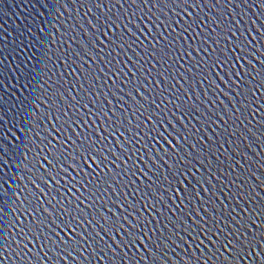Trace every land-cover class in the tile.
Masks as SVG:
<instances>
[{
	"label": "water",
	"instance_id": "obj_1",
	"mask_svg": "<svg viewBox=\"0 0 264 264\" xmlns=\"http://www.w3.org/2000/svg\"><path fill=\"white\" fill-rule=\"evenodd\" d=\"M122 3H124L123 8L116 5L114 11L121 14L123 22L118 29L115 25L112 27L114 32L124 34V38L131 44V47L125 45L122 49H116V53L109 56L104 55L108 49L103 48L97 42V47L102 51L93 50L96 57L93 60L81 52L80 44L83 43L86 47H91L88 44L87 34H91L94 29L89 21L95 23L100 9L92 7L89 11L88 7L82 6L76 0H59L55 6H53V0H0V195L7 194L5 196L7 203L3 205L7 213L4 217V236L7 238L0 239V257H2L0 264H88L92 260L90 252L93 249L89 248L87 242H82L83 247L72 250L60 246L59 238L48 229L44 231L56 241L55 245L46 241L43 236L29 235L28 238H24L20 235L19 221L32 220V216L19 211L22 204L28 203L29 193L38 196L39 201L44 202L43 206L53 213V219H56L59 206L54 207V202L49 204L47 201L55 198V200L67 203L68 200H74L81 193L88 194L86 188L80 184H77L76 188H72L71 183H66V181H71L72 177L78 176V172L69 166L72 164L70 158H66V162L61 164V167L67 172H61L57 176L62 186L59 191L50 190L48 185L37 178L50 168L44 158L48 154L47 148L40 157V165L43 167L37 165L33 169V172L36 173L35 176L33 172L28 171V168L32 167L29 159L33 156V152L29 151L27 146L23 151L19 147L26 135L23 121L27 102H32V108H35L33 117L35 118L37 115L40 117L39 121H35L36 127L32 126L31 121L28 122V127L32 129L27 133L31 138L33 132H40V136L33 137L37 152L49 141L52 144H57L62 140L65 141L66 152H71L72 143L66 137L75 139L76 134L81 132L90 134L96 140V146L104 149V155L109 161H112L108 167L113 171H119L121 175L117 177V182L111 187L104 186L106 191L103 192V200L108 203L107 207H104L102 202H98L99 211L111 220L120 217V223L125 228L134 224V217L139 215L125 201L137 205L144 215H148L150 210L144 208L147 201L142 199L141 193L134 191L142 183L147 184L149 181L141 175L140 171L132 176L130 173L124 175L123 170L126 166L136 167L152 176V173L148 172V168L153 167L152 160H149L150 152L156 163L161 166L160 171L167 170V165L159 160L155 153L161 151V144L165 148H168L169 145L160 137L153 139L155 134L150 130L155 126L161 133L165 132V128L171 131L169 119H172V123L179 127L181 122L176 120L172 113L180 116L183 124L193 130L194 135L198 134L202 138L203 144H197L198 148L205 147L209 142V137L213 139L217 149H220V143H223V148L219 152L213 155L205 152L204 155L213 163H218L220 171L224 175H220V173L215 176L208 175L209 171H215V169L209 170L200 167L199 172L193 169L195 175L203 173L211 181L210 184L206 183L203 186L204 189H208L207 193L201 189V199L214 202L220 208V215H223L224 212L221 206V202H223V205L228 206V212L235 208L236 213H239L240 216L247 214L241 211L240 205H243L244 209L250 210L255 208L258 202H262L259 198L264 197V184L261 183V180H264V128H261L256 121L260 119L261 115H264V109H258L255 118L249 114L248 119L244 120L242 124L240 120H236L235 123L242 130V134L238 132L231 137L218 138L216 133L232 126L225 114V109L235 113L233 104L235 103L237 108L239 107L240 97L237 96L239 89L232 81L240 84L242 80L235 74L239 73L240 77L251 81L255 75L252 65L259 68L261 67L259 61L264 60V12L257 6L255 0H247L246 4L240 3L239 6L235 2L229 3V0H220V2L213 0L212 5H205L201 2L200 7L186 8V13L201 17L205 23L196 29V32L201 34L199 37L190 35L188 32L183 33V38L179 40L180 49H173L177 62L166 66L168 69L166 75L169 79L165 80L157 71L161 69V62L154 59L153 55L146 51L144 45L151 49L152 44L160 39L157 35L158 32L167 35L173 28L176 32H180L183 21L176 17L180 21V26L172 24L171 27H167L156 21L155 17L148 12L150 4L148 7L141 5L138 9L135 6L128 7L124 0ZM103 10L107 11V7L105 6ZM166 11L170 17L173 16V11ZM175 11L179 12V9ZM134 13L136 15H133ZM157 15L160 16L161 21L165 19L163 13L158 12ZM182 15L185 20L188 19V15L183 13ZM137 24L143 30L142 33L137 31ZM213 29H215V33ZM226 29L230 30L226 32ZM233 32L235 35L232 34ZM203 33H209V35L207 44L201 47V42L204 39ZM216 33L220 35L214 38ZM225 34L228 36L227 40L223 38ZM101 39L104 37L102 36ZM217 39L219 43H217ZM241 39L247 42L245 45L247 55L241 53L240 49L230 46ZM140 41H143V45L140 44ZM41 43L44 47H41ZM220 46L228 52L231 62L212 65L210 63L212 50L217 49L219 52ZM74 51L83 56V59L73 56ZM62 55L63 57L60 58ZM101 55H104L103 60L100 59ZM42 57L45 58V63L48 65L44 72L51 76V80L47 83H45L46 77L43 75L39 83L33 76L34 72L40 73V69L44 67L43 64H38ZM47 57L51 59L48 60ZM237 57L242 58L237 61ZM201 59L209 61V63H199ZM72 60H75V63H72ZM84 60H87V63H84ZM105 61H111V63L106 64ZM117 63L120 71L116 70ZM137 64L141 66L140 71L137 70ZM97 66L102 71L95 73L97 79L93 80L92 87H89L88 81H85L83 76ZM188 68L192 69L191 73L185 72V69ZM81 69L84 71L82 72ZM248 72L252 74L246 75ZM197 76L200 78L197 79ZM109 77L111 78L109 79ZM49 85L51 88L46 96H41V93L48 89ZM61 85L68 89V92L64 93L67 103L58 100L60 110L57 111L55 110V100L60 98L58 89H61ZM80 85H83V88ZM34 89L38 90L34 92ZM61 91L63 92V89ZM185 91L187 95H185ZM164 95H167L169 101H175L179 95L180 101L195 104L201 112H204V116L196 111L185 114L168 104L167 101L160 104ZM197 95L199 99H197ZM260 95L261 92H256V96ZM72 97H75L79 102L76 103V107H72V104L75 103L72 101ZM189 98L191 99L189 100ZM45 99L49 103L42 102ZM147 101H155V104L149 106ZM140 104H144L149 108V112H154L155 115L150 119H145L140 115V112L136 111ZM32 108H28L27 111L31 112ZM76 108L79 109V115L76 113ZM161 108H164L165 111L162 112ZM168 108H171V112L167 111ZM63 113L67 115H63ZM103 113H107V115ZM57 116L61 117L59 121L56 119ZM80 116L83 119H80ZM138 117L139 119H137ZM69 118L75 119L76 122L71 125V128L67 125L61 128L62 121L69 120L71 123ZM209 118L215 119L216 123L210 124L209 121L201 129L200 121L209 120ZM141 120L143 124H139ZM225 121L229 122L226 124ZM121 122L123 123L122 127L120 126ZM138 124L139 127H135ZM110 125L111 127H109ZM106 128L108 131H105ZM126 128H130V130L126 131ZM247 128H252L256 135H250ZM195 130L200 131L196 133ZM146 131L148 135H145ZM132 133H135V136ZM257 136L260 139H257ZM41 137L43 142H41ZM169 139L171 140V137ZM178 139H181L183 143L182 138L178 137ZM157 140L160 142L156 143ZM171 143L173 146L176 145L175 140H171ZM189 143H196V141L192 139ZM153 144H155V150H153ZM189 151H191L190 148ZM221 152H227L231 167L223 166L227 162ZM161 154H163L162 151ZM216 156H219V162L216 161ZM116 157L121 159L118 160ZM133 159L135 165H133ZM89 163L93 168L96 167V164L91 160ZM101 167L104 165L101 164ZM104 171L107 172L108 168H104ZM61 176L63 179H60ZM229 176L232 181L241 184L242 188L236 189L230 182ZM152 178L156 179L154 176ZM128 179H132L134 184L122 187L121 180ZM220 180H223V184L219 183ZM48 183L51 185V189H56V181L51 177H48ZM77 188H79V192ZM214 190L216 191L215 196L212 195ZM233 191H242L243 194L251 193L253 198L229 199ZM61 192L63 196H61ZM97 195L99 196L101 193L98 192ZM181 195H183L182 192ZM148 199H151V196ZM237 200H239V204ZM176 203L180 204V200L177 199ZM184 203L188 205L186 210L175 209L174 211L176 214L187 211L185 217L187 224L192 225L194 220L200 221L201 217H204L205 220L208 219L201 200L191 203L184 201ZM85 205H89V207L85 208ZM168 205L172 207L171 201H168ZM80 207L85 208L86 212L96 211V207L92 206L89 201L80 204ZM160 207L163 210V206ZM196 211H199V216L196 215ZM60 215L62 216L63 213L61 212ZM168 215L174 219L173 212H168ZM17 217H19V221L16 220ZM157 218L162 219L158 214ZM97 219L100 220L99 224L84 222L80 231L82 233L91 232L95 229L108 244L112 245L117 256L121 255L117 244L120 243L121 237L125 236V233L123 230L119 232L113 230L111 238H109L104 231V226H106L104 220L99 216ZM89 220H91V215H89ZM10 221H16L17 227L13 228ZM233 226L238 227L237 225ZM50 227L54 226L50 225ZM169 227L172 226L169 225ZM221 227H225V225L221 223ZM250 227L253 231L257 230L254 224ZM172 230L178 232V236L174 238L175 243L166 241L167 247L158 252L151 248L146 251L142 245H138L139 252L135 248L131 250L124 248V252L129 256L136 255L137 259L140 256L145 257L147 264H152L149 251L155 252L163 264H185V261H194V264H200L201 259L209 255V249L215 251L211 241L216 240L217 236H212L209 239L206 234H201L198 240H194L192 235L200 233L199 228H196V233L192 235L186 234L182 229L172 228ZM55 231H59V229H55ZM225 231L230 232V229L225 228ZM60 235L67 240L68 236L73 234L65 235L64 232H61ZM217 235L219 236L220 233ZM199 241H203V243ZM145 242L147 243V241ZM256 251L259 253L260 249L257 248ZM220 252L223 253V257L232 258L230 249L226 251L221 248ZM108 255H112V253L109 252ZM97 256L98 258L93 261V264H105L103 259L105 253L99 252ZM255 258V256L245 257L241 259L240 264H251V259ZM139 264H145V261H139ZM208 264H211V261Z\"/></svg>",
	"mask_w": 264,
	"mask_h": 264
},
{
	"label": "snow or ice",
	"instance_id": "obj_2",
	"mask_svg": "<svg viewBox=\"0 0 264 264\" xmlns=\"http://www.w3.org/2000/svg\"><path fill=\"white\" fill-rule=\"evenodd\" d=\"M57 2H59V0H53V6H55ZM76 2L80 3L82 6L88 7L89 11H91L92 7L101 10L95 23L89 21L94 29L91 34L86 33L88 35V44L91 45V47H86L83 43L80 44L81 52L84 55L95 60L96 57L93 54V50L97 52L102 51L97 47V42L99 45H102L103 48L108 49V52L104 53V55L109 56L116 53V49H122L125 45L131 47V44H129L124 38V34L114 32L112 27L115 25L118 29L120 24L123 22L121 20V14L114 11L116 5H120V7L123 8L124 3H122V0H76ZM124 2L128 4V7L131 8L135 6L138 9L141 5L148 7L150 4L151 7L148 8V12L155 17L156 21L165 24L167 27H171L172 24L180 26V21L177 20L176 17H179L180 20L183 21L180 32H176L174 28L167 35L158 32L157 35L160 39L156 40V42L152 44L151 49H148L147 46L144 45L146 51L150 52L154 59L161 62V69L157 70L159 75L165 80L169 79L168 75H166L168 70L166 66H170L171 64L177 62L173 49H180L181 46L179 44V40L183 38V33L188 32L190 35L199 37L201 34L197 33L196 29L205 23L201 17L192 16L191 14L186 13V8L200 7L201 2L205 5H212L213 0H124ZM216 2H220V0H216ZM232 2L237 3V6H239L240 3L246 4L247 0H229V3ZM255 2L257 6L261 8L262 12H264V0H255ZM105 6L107 7V11L103 10ZM153 9H155V11H153ZM176 9H179V12L175 11ZM166 10L173 11V16L170 17L168 15V11ZM158 12L163 13L165 17L163 21H161L160 16L157 15ZM182 13L184 15H188L187 20L184 19ZM133 15H136V13ZM125 27H127V25H125ZM136 28L137 31L142 33L143 30L138 24L136 25ZM228 30L230 29H226V32ZM213 32L215 33V29H213ZM232 34L235 35L234 32ZM132 35L135 34L132 33ZM208 35L209 33H203L204 39L201 42V47H203L204 44H207ZM219 35V33H216L214 38L219 37ZM102 36L104 39H101ZM223 38L227 40V34H225ZM137 40H139V37H137ZM217 43H219L218 39ZM246 43L247 42L245 40L241 39L230 46L240 49L241 53L247 55L248 53L245 48ZM140 44L143 45V41H140ZM41 47H44L43 43H41ZM104 55H101L100 59L103 60ZM73 56L78 59H83V56L75 51L73 52ZM62 57L63 55L60 58ZM143 58L146 59L147 57ZM241 58L242 57H237V61ZM47 59L50 60L51 58L47 57ZM83 62L87 63V60H84ZM230 62L228 52L224 50L222 46L219 47V52L217 49L212 50V55L210 57V63L212 65L227 64ZM72 63H75V60H72ZM105 63L108 64L111 63V61H105ZM199 63L208 64L209 61L201 59ZM259 63L261 65L259 68L252 65L255 75L251 81L240 77L239 73L235 74L242 80V83L240 84H237L236 81H232V83L236 85V88L239 89V91H237V96L240 97L239 107L237 108L236 104H233L235 113L229 112L225 109V114L228 116L229 121H231L232 126L221 129L218 133H216L218 138L231 137L236 135L238 132L242 134V130L235 123L236 120H240L242 124L244 120L248 119L249 114H252L253 118H255V115L258 114V109H264V91H262L264 90V60H260ZM38 64H43L44 67L40 69V73L34 72L33 76L37 80V83H39L41 76L43 75L46 77L45 83H47V81L51 80V76H48L44 72V69L48 67L47 63H45V58L42 57ZM89 68L91 69V65ZM153 68H155V65H153ZM140 69L141 66L137 64V70L140 71ZM116 70L120 71L118 63L116 65ZM81 71L83 72L84 70L81 69ZM98 71L102 70L97 66L94 70H90L84 74L83 79L88 81L89 87H92V81L97 79L95 73ZM129 71H131V69H129ZM185 72L191 73L192 69H185ZM251 74V72L246 73V75ZM141 75H143V72H141ZM110 78L111 77H109V79ZM199 78L200 76H197V79ZM80 87L83 88V85H80ZM50 88L51 85H49V88L45 89V91L41 93V96H46ZM61 89H63V92ZM61 89H58L60 92V98L55 100V110L57 111L60 110L59 104L57 103L58 100L60 102L67 103V101H65L64 93L68 92V89L64 87V85H61ZM37 90L38 89H34L33 91L35 92ZM256 92H261V95L256 96ZM129 95H131V92H129ZM185 95H187L186 91ZM71 99L75 102L72 104V107H76V103L79 102L76 101L75 97H72ZM144 99L147 100V98ZM190 99L191 98H189V100ZM197 99H199L198 95ZM165 101L175 107L178 111H182L185 114L191 111H196L199 112L201 116H204V112H201L200 108H198L195 104L187 101H180L179 95H177L175 101H169L167 95H164L160 104H164ZM42 102L49 103L47 99ZM147 103L151 106L155 104V101H147ZM22 104H24V102H22ZM253 105H256V107H253ZM28 108H32V102H27V107L25 108L26 115L23 123L26 135L23 142L19 145L21 151H23L27 146L28 150L33 152V156L29 159V163L32 167L28 168V171L33 172V169H35L37 165H40L41 153H44L45 148H47L48 154L45 155L44 158L47 160L50 168L46 170L43 175H40L37 178L40 179L42 183L48 185L50 190L59 191L62 186L60 185V181L57 179V176H59L61 172H67L66 169L61 167V164L66 162V158H70L72 160V164L69 166L73 167L78 172V176L72 177L71 181H66V183H71L72 188H76L77 184H80L82 187L86 188L88 194L85 195L84 193H81L80 196H76L74 200H68L67 203L55 200V198L47 201L49 204H53L54 202V207L57 205L59 206V212L56 213V219H53V213L50 212L47 207L43 206L44 202L39 201L38 196H34L29 193L28 203L26 205L22 204L19 211L23 214L32 216V220L25 222L19 221V217L16 218V220L19 221L20 235L22 237L28 238L29 235H35L37 237L43 236L46 241H50L52 245H55L56 241L44 231L45 229H48V231L55 233V236L59 238L60 246L65 249L71 248L72 250H75L77 247H83L82 242H87L89 248L93 249V251L90 252L92 260L89 261L88 264H93V261L98 258L97 254L99 252L105 253L103 258L105 264H139V261H145V264H147L145 257L140 256L139 259H137L136 255L129 256L124 252V248H128L129 250L135 248L137 249V252H139L138 245H142L146 251L151 248L158 252L160 249L167 247L166 241L175 243L174 238L178 236V232L173 231L172 228H176L178 230L182 229L189 235L196 233V228H199L200 233L192 235L194 240H198L199 235L201 234H206L209 239L212 236H217L216 240L211 241L214 245L215 251L209 249V255L203 257L200 264H208L209 261H211V264H240L241 259L245 257L252 258L253 256L256 258L251 259V264H264V197H260L259 199L262 202H258L256 207L250 210H246L243 208V205H240L241 211L247 213L245 216H240L239 213H236L235 208H233L231 212H228V206L223 205V202H221V206L223 207L224 212L223 215H220V208L214 202L201 199L200 197L201 189H203L206 193L208 192V189L203 188L204 184H210L211 181L208 180L203 173L195 175L193 173V169H196L197 172L200 171V167L209 170L215 169V171H209L208 175L215 176L217 173L224 175V173L220 171V165L218 163H213L211 159H208L204 155L205 152L209 153V155L219 152L220 149L223 148L222 142L220 143V149H217L214 146L213 139L209 137L208 144L205 147L198 148L197 144H203L202 138L198 134L194 135L193 130H190L187 125H184L182 118L176 115V113H172V116L181 122L179 127L172 123V119L168 120L169 125H171V131L165 128V132L161 133L154 126L150 130L155 134L153 139H155V137H160V139L164 140L169 145L168 148H165L164 145L161 144L160 148L163 154H161V151H156L155 153L159 160L163 161V163L167 165V170L163 172L160 171L161 166L153 159L151 152L149 153V160H152L153 167L148 168V172H151L152 176H149L148 173L143 172L136 167L126 166L123 170L124 175H128L130 173L132 176H135L136 172L140 171L141 175L149 181V183H142L139 187L134 189L135 192L141 193L142 199L147 201V203L144 204V208L146 210H150L149 214L144 215L137 205L125 201V203H128L130 208L139 213L137 217H134L135 223L130 224L128 228H125L124 225L120 223V217H116L115 220H111L99 211L98 202H102L104 207H107L108 203V201L103 200V192L106 191L104 186L106 185L107 187H111L117 182V177L121 175L119 171H113L108 167L112 161H109L107 156L104 155V149L96 146L97 142L90 134L81 132L76 134L75 139L72 137H66V139L72 143L71 152H66V144L63 140L58 141L57 144H52L51 141H49L47 145L40 147V151L37 152V146L33 137L40 136V132H33V136L31 138L27 135V133L32 129L28 127V122L31 121L32 126L36 127L35 121H39L40 117L37 115L34 118L33 111H35V108H32L31 112L27 111ZM101 111L103 112V109H101ZM136 111L140 112V115L144 116L145 119H150L155 115L154 112H149V108L145 107L144 104H140ZM161 111L164 112L165 109L161 108ZM167 111L171 112V108H168ZM76 113L79 115L78 108H76ZM103 114L107 115V113ZM63 115L67 114L63 113ZM79 118L83 119L82 116ZM56 119L59 121L61 117L57 116ZM137 119H139V117ZM157 119H159V117H157ZM220 119H223V117H220ZM209 121L210 124L216 123V120L211 118H209V120H202L200 121L201 129H203L205 123H209ZM229 121H225V123L227 124ZM75 122V119H71V123H69V120H64L60 124V127L63 128L67 125V127L71 128V125ZM256 123L260 125L261 128H264V115H261L260 119L257 120ZM139 124H143V121L141 120ZM139 124L135 127H139ZM129 125L132 127L131 122H129ZM120 126H123L122 122ZM109 127H111V125ZM118 130L119 129L117 128V131ZM125 130L129 131L130 128H126ZM246 130L250 135H256V133L252 131V128H247ZM73 131H75V129H73ZM105 131H108V129L106 128ZM195 131L198 133L200 130ZM132 135L135 136V133H132ZM145 135H148L147 131L145 132ZM169 137H171V140L176 141L175 146L172 145ZM178 137L182 138L183 143L181 142V139H178ZM256 138L260 139L259 136ZM192 139H195L196 143H189ZM41 142H43L42 137ZM159 142V140L156 141V143ZM152 147L153 150H155V144H153ZM189 148L191 151H189ZM169 149H171V151H169ZM233 151H235V149H233ZM113 155H115V153H113ZM125 155H127V152H125ZM221 155L224 156V160L227 162L223 166L231 167V161L227 152H221ZM165 157H167V159H165ZM116 158L118 160L121 159L120 157ZM129 159H132V157H129ZM141 159H143L142 156ZM90 160L92 163L96 164L95 168H93L92 164L89 163ZM216 161L219 162V156H216ZM121 162L123 163V161ZM101 164H103L104 167H101ZM133 165H135L134 159ZM40 166L43 167L42 165ZM104 168H108V171L105 172ZM33 175L35 176L36 173L33 172ZM153 176L156 177V179H153ZM48 177H51L56 181V189H51V185L48 183ZM60 179H63V176H61ZM137 179H139V177H137ZM229 180L234 184L236 189L242 188L241 184L232 181L231 176H229ZM219 183L223 184V180H220ZM261 183L264 184V180H261ZM129 184H134V181L132 179L121 180L122 187ZM77 191L79 192V188H77ZM98 192H100L101 195L98 196ZM181 192L183 195H181ZM6 195V193L0 195V239L7 238L4 236V217L7 213L3 206L7 203L5 200ZM212 195H216L215 190L212 192ZM225 195H227V193H225ZM61 196H63L62 192ZM149 196H151V199H148ZM237 197L240 199L253 198L251 193L243 194L242 191H233L229 199H236ZM177 199L180 200V204L176 203ZM195 200H201V205L204 206V211L208 219L205 220L204 217H201L200 221L194 220L193 224L189 225L185 222L187 211H182L179 214H176L174 210H186L188 205L185 204L184 201H189L191 203ZM85 201H89L92 206L96 207V211L86 212L85 208H88L89 205H85V208H81L80 204H84ZM168 201H171L172 207H169ZM237 203L239 204V200H237ZM161 205L163 206V210L160 207ZM209 209H212V211H209ZM61 212L63 213L62 216L60 215ZM168 212H173L174 219L168 215ZM157 214L162 217V219H158ZM89 215H91V220H89ZM113 215L115 216V213H113ZM129 215H131V213H129ZM196 215H200L199 211H196ZM97 216L104 220L106 225L104 226V231L109 238H111L113 230L117 232L123 230L125 233V236L121 237L120 243L117 244V247L120 248L121 255L117 256L115 251L112 249V245L108 244L104 237L100 236L99 232L95 231V229L91 232L85 231L82 233L80 231V229L83 228L84 222L89 224L95 222L96 224H99L100 220L97 219ZM57 220H59V223H57ZM9 223L12 224L13 228L17 227L16 221H10ZM221 223H223L225 227H221ZM253 224L256 226V231H253L250 227V225ZM50 225H53L54 227H50ZM169 225L172 227L170 228ZM233 225H237L238 227H234ZM225 228L230 229V232L225 231ZM55 229H59V231H55ZM61 232H64L65 235H68V233H72L73 235L68 236V239L65 240L64 237L60 235ZM150 233L151 235H149ZM218 233H220L219 236L217 235ZM180 239H183V237H180ZM145 241H147V243ZM199 242L203 243V241ZM113 243L116 242L113 241ZM221 248H224L226 251L230 249L232 258L229 259L228 257H223V253L220 252ZM257 248L260 249L259 253L256 251ZM109 252H111L112 255H108ZM17 255H19V253H17ZM149 255L152 257V264H163V261L159 260V257L155 252L149 251ZM221 257H223V259H221ZM185 264H194V261H185Z\"/></svg>",
	"mask_w": 264,
	"mask_h": 264
}]
</instances>
